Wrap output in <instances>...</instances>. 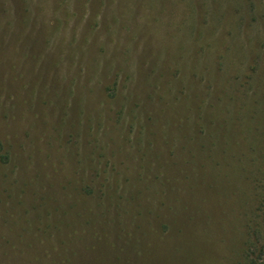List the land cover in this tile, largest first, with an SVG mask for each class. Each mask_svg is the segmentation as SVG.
Returning a JSON list of instances; mask_svg holds the SVG:
<instances>
[{
	"label": "rangeland",
	"instance_id": "1",
	"mask_svg": "<svg viewBox=\"0 0 264 264\" xmlns=\"http://www.w3.org/2000/svg\"><path fill=\"white\" fill-rule=\"evenodd\" d=\"M0 142V264H247L264 244V0H0ZM88 183L129 224L114 248L74 223L102 195Z\"/></svg>",
	"mask_w": 264,
	"mask_h": 264
},
{
	"label": "trees",
	"instance_id": "2",
	"mask_svg": "<svg viewBox=\"0 0 264 264\" xmlns=\"http://www.w3.org/2000/svg\"><path fill=\"white\" fill-rule=\"evenodd\" d=\"M44 53L40 54V56H39L40 59H43L44 58V56H45ZM114 86H115V84H113L112 86H106L107 88L104 89V92H107V90H108V92L111 93L110 95L108 94L109 99H112V98H115L116 99L118 97V92H116V88ZM71 90H72V87H71ZM91 92L94 93L95 91H91ZM74 93L75 92H71L72 95L69 94L68 97L66 98L67 103H68L69 106H71V96H73ZM61 94H62V91L60 92V95ZM103 95H105V93ZM173 104H174V102L172 103L173 113H174V115H177L178 110H176V108L174 107L175 104L174 105ZM69 106H65V108H67ZM171 117H173V116H171ZM175 118H176V121L175 120L172 121V118H169L166 121L165 124H166L167 131L170 128H172L173 126L177 125L178 123H181V121H178L177 122V117H175ZM160 121L161 120H159V118H157V120H156L157 125L160 124ZM2 150H3V145H2V142H0V151H2ZM144 155H145V153H144ZM144 155H143V157L141 156V158L139 160H141V159L142 160H145L146 159L145 157L147 156V154L145 156ZM0 157H1V160L3 162H5V163L8 162V161H10V159H11L10 152L0 153ZM143 179L144 178H142V180ZM163 185H164V183H163ZM163 185L161 184V186H163ZM76 189H77V192L80 193V194L83 193V192L84 193H88L91 196V200L93 198L95 200V195L94 194H95L96 191L99 192V193L101 192L102 195L99 196L98 198H96L97 201L94 204L91 203V202H89V204H88V202L87 203L83 202L84 205L88 208L86 210L87 211L86 212L87 214L84 215L83 213H79V215H77V218H80L82 220L81 221H80V219L77 220L78 223L74 222L75 225L76 224L77 225L79 224V226H80V228L82 230L84 228H86V227H90V230H91L92 234L95 235L94 237L97 240L98 239H102V236H104V238H106L108 235L112 234L113 240L111 241V244L110 245L113 248L116 247L117 243L120 240L124 239V241H125V240L128 239L127 236H130L131 235V232H127L126 231V229L128 228V225L129 224L128 223L125 224V222L122 221L121 218H119V214L120 213L118 214V209H120V205H119L120 202L118 200L115 202V198H114L108 204V200H107L108 198L106 197V191H105V189L103 187H100L98 190H95V188H93L92 185L89 184V183L88 184H85L84 186H78V187H76ZM144 192H147V190L146 189L142 190V193H144ZM130 198H133L132 200L135 201L136 198H137V193L134 192L132 194V197L131 196L127 197V199H129V200H130ZM73 202L74 203L72 205L70 204L62 212V214H61V217L62 218L60 220V230L61 229H64L67 226H69L70 225L69 223H71V219H69L68 221L66 220V219H68L67 215L70 213L69 212L70 210L72 212V209H75L76 207H78V202L75 201V200H73ZM121 209L124 211L123 215L121 213L122 217H124L125 214H127V212L130 213V210H127V208H126V204H125L124 209H123V207H121ZM111 211L112 212L113 211L116 212V216L115 217H111V213H112ZM143 214H144V210H140L138 213H135L133 215V217H132V220H130V224H134L135 223L134 225L137 226V227H139V229H140L142 227V224L139 223V222L141 221V219H143V218L146 217ZM83 217H84V220H83ZM157 218H159V216H157ZM117 222H119L118 224H125V227H124L125 230H123V231L122 230L117 231V229L116 228H113V227L111 229V226H113L114 224H117ZM110 223H112L113 225H111ZM102 224H104V226H102ZM147 224H149V222ZM108 226H109V229L110 230L107 229ZM71 227H73V226H71ZM98 227L101 228L100 230L103 232V235L100 232L98 234V231H97L98 230ZM148 235H149V231L146 234H144V237L145 236H148ZM132 237H133V235H132ZM139 241L140 240L138 239V243H139ZM137 248H138L137 249V252L139 254H141V255L142 254H146L147 255L148 252H149L147 249H144V252L142 253V251H143V245L141 243L140 244H137ZM128 258H129V256H128ZM127 262L128 263L131 262L130 259H128ZM247 264H264V244L262 245V247L258 248L256 250V252H253L252 251L251 253L248 254Z\"/></svg>",
	"mask_w": 264,
	"mask_h": 264
}]
</instances>
